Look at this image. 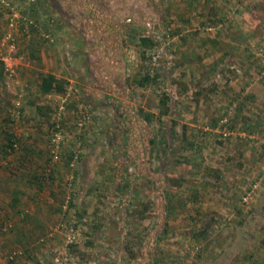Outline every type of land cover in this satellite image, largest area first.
<instances>
[{"label": "rangeland", "instance_id": "1", "mask_svg": "<svg viewBox=\"0 0 264 264\" xmlns=\"http://www.w3.org/2000/svg\"><path fill=\"white\" fill-rule=\"evenodd\" d=\"M46 1L52 14L85 34L97 61L104 53L106 65L117 67L122 36L118 32L111 36V28L103 33L104 21L95 22L90 17L91 0ZM99 1L100 8L105 5L110 13L108 20L114 15L120 19L124 14L131 25L144 24L140 29H122L125 42L129 39L128 50L133 46L130 53L134 55L136 51L138 58L141 48L136 39L132 40V34L147 36L146 31L160 39L176 31L182 39L219 35L225 37V42L264 45V0ZM19 7L24 8L21 4ZM226 7L229 27L225 18L221 20ZM8 15V9L0 4V38L8 30ZM201 22L212 26L205 24L204 28ZM94 25L100 31L92 28ZM149 35L153 45L146 53L157 51V70L169 80V84L159 82L158 99L166 93L169 105L174 101L171 117L176 124L171 147L164 142L166 121L171 117L163 115L160 123L156 121L159 101L152 111L138 108L134 92L130 91L125 106L118 103L104 107L101 116L93 109L84 110L89 115L85 120L77 119L75 108H67L69 103L65 106L62 102L50 111L39 107L24 114V76H11L4 68L0 83V142L5 141L7 130L19 137V143L16 151L8 155L10 169L3 167L6 159L0 162V264H264V146L257 149L262 152L259 161L253 160V148L241 151L237 131L228 128L236 125L235 116L225 115V129H205V123H212L218 115L211 106L213 101L199 107L193 100L198 93L213 91L216 65L205 68L211 75L206 85L197 86L194 78L196 89L187 93L192 98L185 99L183 93L189 85L180 78L189 73L193 76L192 71L201 68L193 66L187 71L184 65L190 62L185 55L188 53L181 56L183 51H177L182 43L175 45L176 51L169 48L167 52L165 40L160 43ZM18 46L14 55H19L18 65L25 68L21 56L24 53L28 57L33 50ZM232 52L225 56L227 70L230 68L226 62L236 56ZM112 55L115 60L109 62ZM207 58V62L211 61L212 56ZM34 63L37 65V60ZM127 63L125 70L130 74L135 62ZM226 74L235 76L229 71L225 73L227 77ZM224 108L221 112L233 113L226 104ZM147 112L152 113V121L144 119ZM201 121L205 122L200 124ZM225 131L231 132L225 135ZM55 132L59 137L53 147L51 137ZM51 148L54 153L48 150ZM25 150L31 158L23 155ZM72 153L73 164L68 165V154ZM50 158L54 163L51 179L47 178V170L41 169L45 159ZM34 170L43 177L38 195L41 206L37 215L28 218L30 223L20 227L25 235L38 234L31 237L33 244L23 234L8 229L9 224H21V216L10 215L12 210L6 204L12 196H20L18 205L30 213L34 205L27 191L39 189L35 181L31 182ZM36 224L43 228L35 229ZM9 250L20 253L12 263Z\"/></svg>", "mask_w": 264, "mask_h": 264}, {"label": "crops", "instance_id": "2", "mask_svg": "<svg viewBox=\"0 0 264 264\" xmlns=\"http://www.w3.org/2000/svg\"><path fill=\"white\" fill-rule=\"evenodd\" d=\"M8 1L19 13V20L17 19L16 21L17 27H15L14 50L10 52L8 47L4 45L1 53L3 55H11V67L14 70L13 76L16 74L17 77L19 74L24 76L25 82L23 88L25 95L22 101V111L24 114L39 107H43L50 111L51 109H56V107L59 108L62 102L65 106L69 103L66 106L67 108H75V117L77 119L82 118V120H85L89 118V115L84 113V110L93 109L96 115L101 116L104 107L110 105L114 107L117 106L118 103L125 106L129 101L127 92L130 91L134 92V104L138 108L150 109L152 111V107L157 106L159 101L157 96L159 92L158 85L160 83L169 84V80L163 78L166 74L163 75L162 72L157 70L158 65L155 61L158 56L157 51H151V54L146 53V57H144L140 49L138 58L136 56V51L134 55L130 53L133 46L128 50L129 39H127L128 42H125L124 35H122L123 27H128V29L134 27L140 29L144 27L143 23L135 22V25H131V23L127 22V18L124 17V14H121L120 19L117 17L120 22V29L116 31L119 33L118 35L122 36L121 59H116V62L121 60V62L118 61L120 67L118 64L117 67L116 65L107 66V55L102 53L99 57L100 61L99 59L97 61L96 55L93 54L89 44L84 38L86 37L85 34H82L71 24L65 21L62 22L58 15L55 16L54 13L52 14L50 9L46 6V0H36L37 3L32 4L29 3V0ZM19 4L24 8L21 9ZM107 24L109 27L111 22L108 21ZM203 27L205 28L206 26ZM208 27H210V25ZM144 29H146V27ZM41 31L50 34L52 39L46 40L41 35ZM116 31L111 30L110 35L112 36L117 33ZM145 33L149 35L148 31ZM17 35L20 36L18 39ZM139 36L146 35L137 34L136 37L133 33L132 40L136 39L137 41L135 40V42L138 43ZM149 36H151V38L155 37L153 39L155 41L158 39L160 43L161 40H165L163 46L167 52L169 48L176 51L175 47L182 43L183 45L181 44V48H179V46L177 47V51H183L181 56L185 53L190 54H185L189 56L187 60H190V62L184 65L187 71H189L188 69H192L193 66L197 69L199 67L201 68V70L199 69L197 72L192 71L191 74H194L193 76H190L189 73L187 76L185 75L180 78L184 83L189 85H187L189 87L188 91L183 93L185 99L189 97L192 98V96L187 93H191L196 89L194 87V78L198 80V83H196L197 86L201 84L206 85L207 77H211L210 70H208L210 68L209 65H213L212 67L216 65L217 69L215 70L216 75L214 76L215 84H213V91H205V95H201L202 93L199 95L198 93V96L193 100L199 107H206L210 101H213V105L211 106L217 111L216 114L218 115L215 120L216 126L212 127V123H205L204 128L208 129L212 127L214 130H218L219 128L225 129V111H223L224 114L222 115L223 112H221V110L226 104V106L231 107L233 110L231 115V111L226 112V114L229 118L235 116L236 121V125H230L228 128L237 131L239 135L238 145L242 146L241 151H244L245 147L253 148V160H261L260 157L262 152L260 151V153H258L257 149L260 146H264V109L259 110L258 108L264 106V45L257 47L229 40L225 42V37L219 35L197 38L187 36L188 38L186 39H182L183 37L178 38L176 35L163 37L161 39L158 35ZM2 38L3 35L0 38V43ZM4 44H6V42ZM18 44L25 47L24 49L30 48L31 51L33 50L28 57L25 56L24 53L21 56V59H24L22 64L26 66L25 68L18 65L21 64L20 59L17 58L19 55H14ZM43 46L45 47L43 48ZM229 46H231L233 50L232 53H235L236 56L233 61L230 60L226 62V64H229L230 68L227 70L225 69V49ZM138 47H136V49H138ZM160 50H162L161 47ZM210 56H212L211 61L207 62L206 60L209 59L207 57ZM113 57V55L109 57V62L115 60ZM26 58L28 59L26 60ZM36 60L38 62L37 65L34 63ZM132 60L135 62L134 66H132L134 70L129 74L127 70H125V67L128 65L127 62ZM137 60H139V63L136 62ZM232 66H235L236 70H234ZM5 67L6 63H4V68ZM162 67V70H164L165 65ZM205 68H208L207 71ZM228 71L233 72L235 76L226 74V77L225 73ZM46 73L53 74L57 79L64 80V95H60L61 93L54 91L41 94L38 91L40 77ZM143 77H146L147 81L141 83ZM161 78H163V80ZM184 79L186 81H184ZM128 81L131 82L128 83ZM12 85L14 86V83H12ZM19 88L22 91V87L19 86ZM203 91L204 90H202V92ZM173 103L174 101L170 102L172 106L174 105ZM27 117L29 118L30 116ZM202 122L204 123L205 121H201L200 124H202ZM29 131L30 134L33 133L30 128ZM225 132L228 134L231 131ZM246 153L250 155V151H246ZM7 160H10V158ZM35 191L37 194L32 200L31 197ZM38 192L39 190L33 191V189L27 191L28 199H30L34 205L30 212L33 210L38 211L37 209L40 205Z\"/></svg>", "mask_w": 264, "mask_h": 264}, {"label": "trees", "instance_id": "3", "mask_svg": "<svg viewBox=\"0 0 264 264\" xmlns=\"http://www.w3.org/2000/svg\"><path fill=\"white\" fill-rule=\"evenodd\" d=\"M91 1H93V2H91ZM91 1H90L91 6L89 8L90 17L91 18L93 17L95 22L96 21H104L102 23L103 24V27L105 29V31H103V33H106L107 34L108 33V30H107L108 28H111L113 31H115V30L118 31L120 29L119 28L120 27V22L115 17V15H114V18L109 19V20L112 21V23L108 27V24H107V22L109 21L107 19V15L109 13L108 9L105 8V5H104L103 8H100L101 7V4H100L101 1H99V0H91ZM83 4H84V1H83ZM227 9H228V7H226L225 14H222V17H221L222 18L221 20H224V18H225V24L227 22L228 12H229V10H227ZM79 15H76V16L78 17ZM109 16H110V13H109ZM200 24L203 25V26L209 25V23H206V22H201ZM226 25L229 27V23L226 24ZM210 26H212V24H210ZM92 28H94L97 31H100V29H99L100 27L97 26V25H94V27H92ZM173 32L175 33V35H177V32L176 31H172L171 34ZM230 35L235 36L234 34H231V33H230ZM229 41H231V40H229ZM138 45H139V47H141L142 56L146 57V50L148 49L149 45H153V43H152V41H150V39L148 38V36H146V37L145 36H140L139 39H138ZM154 47H155V45H154ZM232 51L233 50H232L231 46L227 47V50L225 51V56L227 54H230V52H232ZM3 80H4V63L0 60V83H2ZM146 81H147L146 77H143V80H142L141 83H144ZM64 85H65L64 84V80L57 79L53 74L46 73V74L41 75V77H40V81L38 83V91L41 94H46V93H49L51 91L63 93L64 92ZM160 96L161 97L159 98V104H158L159 113H156V115H155L156 121L159 122V123H160V121H162L161 120L162 119L161 116L165 115V116H168V118L171 117V107H172V104L169 105L170 98H169L168 94L166 95V93H162ZM223 114H224V112L222 113V115ZM225 115H227L226 112H225ZM144 119L146 121H150V120L152 121V119H153L152 113L147 112V115H145ZM216 119L217 118H215L213 120L212 127H215L216 126V123H215V120ZM175 124H176V121H175V119H172V117H171L170 121H166V125H167L166 128L167 129L165 128V131H164V139H165L164 142H165V146L166 147H171L172 146L171 145L172 144L171 141L174 140V135H175L174 125ZM52 125H53V123H52ZM54 128H55V126H54ZM4 134H5V136H4V140L5 141L0 142V162L2 160H4V159L7 160L8 159V155H11L13 151H16L15 144L17 145L19 143V141H18L19 140V137H17L16 135H14L12 132H9V131L6 130V131H4ZM182 137L185 138L184 133H183V136ZM170 142H171V144H170ZM191 145L192 144H190V147H191ZM48 150L50 151L51 149H48ZM28 154H29L28 150H25V152H24L23 155H25V156L28 157ZM29 158H31L30 154H29ZM72 159H73V153L70 154V155L68 154V159H67L66 163H68V165H70ZM10 160H7L8 162H6V164L3 166L5 169H7V168L10 169V166L12 165V163H11ZM50 162H51V158L50 159H45L44 166L41 169L43 170V172H45L47 170V172H48L47 173V178H50L51 179L52 178V171H53V164L54 163H50ZM39 173L36 170H34V172L31 173L32 174V179H31L32 181L31 182H34L35 181L36 182L35 184L38 185V187H39V189H36V190H39L40 191V189H41V187L43 185L42 184L43 183V177H42V175H39ZM19 193L22 194V195L24 194L23 191H19ZM36 194H37V192L35 191L33 193L32 197H31L32 200L36 197ZM53 196H54L53 193H51L52 199H53ZM20 201H21V197L16 195V196H12L11 200L9 202H7V204H6L7 205V208L9 210H12L11 213H10V215H17V216L20 215L21 216L20 217L21 224L14 225V226H13V224H9V228L8 229L9 230L14 229L15 231H18V235H22L23 234L28 239V241L30 243H33L32 242L33 240H32L31 237L32 236H36L38 234H31V233H29L28 235H25V233L21 231L20 227L23 226V225H25L26 223H30V219H28V218H30L32 214L37 215V211L36 210H33L32 212H30L29 214H27V211L23 210L18 205V202H20ZM71 205H72V203H71ZM40 206L41 205H39V207L37 209L38 211L40 210ZM51 206H50V208H52ZM6 220H9V218H7ZM1 227H2V224L0 223V229H1ZM33 227L35 229L36 228H39V227L41 229L43 228L39 224H36ZM32 232H33V230H32ZM2 235H5V232L4 231L2 232ZM7 252H9L8 254H9V261H10V263H12L15 260V258L20 254V253L18 254L17 252L10 251V250L7 251Z\"/></svg>", "mask_w": 264, "mask_h": 264}, {"label": "built area", "instance_id": "4", "mask_svg": "<svg viewBox=\"0 0 264 264\" xmlns=\"http://www.w3.org/2000/svg\"><path fill=\"white\" fill-rule=\"evenodd\" d=\"M36 2V0H29V3L32 4ZM0 3L6 8L8 9L9 11V15L7 16V28L8 30L3 34V38L1 40V43H0V59L6 63V67H5V70L6 72H8L9 75H13L14 74V70L13 68L11 67V55L9 56L8 54L6 55H3L1 53L2 49H3V46L6 45L9 49L10 52H12L15 48V27H17V19L19 20V13L15 10V8L13 7V5L8 1V0H0ZM41 35L47 40V39H52L50 36V34L48 33H44V31H41L40 32ZM6 42V44H4ZM10 58H9V57ZM10 60V62H9ZM227 134V132H225V135ZM58 133H54L53 136L51 137V142L53 143V147L56 146L57 143H54L55 141H57L58 139ZM16 146V144H15ZM51 153H54L55 152V149L54 148H51L50 150ZM57 154V153H56ZM55 154V155H56ZM77 156H75L74 158H76ZM73 162L70 163V165H72Z\"/></svg>", "mask_w": 264, "mask_h": 264}]
</instances>
